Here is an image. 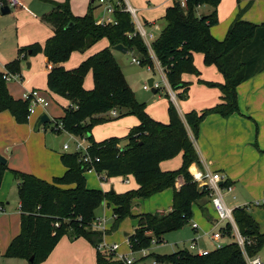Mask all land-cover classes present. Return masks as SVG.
Listing matches in <instances>:
<instances>
[{
	"label": "trees",
	"instance_id": "16d2710c",
	"mask_svg": "<svg viewBox=\"0 0 264 264\" xmlns=\"http://www.w3.org/2000/svg\"><path fill=\"white\" fill-rule=\"evenodd\" d=\"M220 2L185 0L182 7L174 1L165 10L162 17L165 24L152 41L151 50L175 96L185 97L188 92L189 84L182 80L184 74H199L193 62L194 53L202 54L204 63L215 66L223 77L222 83L199 80L208 87L219 89L221 96L218 104L200 112L190 111L182 119L170 101L167 123L151 118L145 104L136 101L110 50L112 46L122 45L133 54L135 52L140 66L153 68V59L135 30L130 13L124 10L125 4L115 7L112 22L107 24L95 21L92 8L84 16H74L68 0L55 3L53 10L41 17L42 22L51 27L52 36L42 45L36 43L19 49L18 55L27 59L41 53L52 65L47 74V90L70 104L64 109L63 117L55 121L62 124V131L57 133L83 137L90 143V155L99 159L93 164L97 174L105 173L109 178L132 176L138 187L123 194L87 188L84 174L89 167L81 163L80 154L76 152L60 156L65 172L50 182L11 170L14 180L18 182L20 231L10 242L4 257L39 264L48 257L60 238L67 236L70 241L84 238L96 248V264H121L113 261L109 255H103L97 248L102 243L103 235L116 231L126 218L137 220L134 233L127 237L133 252L149 249L153 239L161 243L164 235L188 224L192 205L204 197L208 198V192L198 187L189 172L190 166L198 164L199 160L192 139L197 137L200 124L207 116L216 114L228 118L236 114L237 86L264 68V24L245 22L238 14L222 41L211 35L210 28L217 24ZM204 5L211 11L197 16L196 10ZM101 39L107 40L108 48L88 57L72 70H65L61 66L72 52H84ZM19 60L17 57L4 66V72H0V113L7 111L16 123L25 124L28 122V103L14 99L2 78L5 73L20 76ZM88 72H91L93 79L90 90L83 87ZM165 96L169 98V94ZM112 110H119L113 118L132 115L137 118L138 125L130 128L123 138L95 142L88 135L91 129L109 121L95 116ZM254 147L264 153L256 144ZM178 154L182 159L178 169L160 170L161 162ZM7 170L6 164H0V185ZM191 171L197 172L194 168ZM178 178H182L184 184L177 190L175 183ZM167 189L173 190L169 213L132 216L133 200L150 198ZM102 203L112 207L113 222L107 232L92 228L95 211ZM232 216L240 235L250 242L245 245L246 254L256 256L264 248V234L259 232L258 224L244 207L234 208ZM54 223H58V227H53ZM221 232L223 236L230 237V225L226 224ZM151 255L167 264H247L235 242L214 249L205 256L188 250L163 256ZM30 258H33L32 262Z\"/></svg>",
	"mask_w": 264,
	"mask_h": 264
},
{
	"label": "crops",
	"instance_id": "0c3cea01",
	"mask_svg": "<svg viewBox=\"0 0 264 264\" xmlns=\"http://www.w3.org/2000/svg\"><path fill=\"white\" fill-rule=\"evenodd\" d=\"M19 1L21 5L10 9L8 14H1L0 12V72H4V66L6 64L17 59L19 49L36 43L42 45L49 37L52 36L53 31L51 27L42 22L41 17L51 12L55 3H63L65 0ZM68 1L70 10L76 17L84 16L89 8L93 9V14L96 12L95 8L98 7L103 9V7H101L98 3L97 6H95L93 3L96 1L94 0ZM251 2L252 6L249 11L255 9L257 18H250L248 17V14H246L247 16H242L241 19L254 25L264 24V0H253ZM127 4L129 7L134 9L136 13L138 12L137 9L139 8H134L131 5L130 0L127 1ZM204 6H201L196 10L197 16L205 15L210 12L202 11L201 9ZM106 15L104 14V16H101L99 19H94L98 24H107L111 22L112 19ZM144 23L146 27H153L156 25L154 20L148 22L144 21ZM228 28L229 27H227V30ZM224 32L225 31L222 32L220 30L214 33L211 30V35L218 41H222ZM149 33L153 34V32ZM157 37H154V40ZM97 44L100 45L95 50ZM108 47L109 44L107 40L101 39L84 52H72L69 59L72 56H75L73 63L71 65H67L69 64V62L67 63L69 60L68 59L66 62L62 63L61 66L65 70H72L82 63L85 58L87 59L88 57ZM110 50L114 59L115 54L125 55L118 51H114L112 47H110ZM76 53L78 55H75ZM127 53L133 54V52L129 50H127L126 54ZM40 55L42 56V64L44 69L42 72L45 75V83H47V74L52 68V65L47 62V59L43 56V54L40 53ZM154 62L153 68L149 69L153 71L156 68L160 72L164 81V85L167 89L166 93L169 94L168 84L163 69L159 66L156 60ZM31 67L32 63H29V67L26 69L29 71L31 70ZM35 73L37 72H33V74ZM88 74H91V72L86 74L83 81V87L86 90L93 88L92 74L90 75L91 79L89 80L86 78ZM185 75L186 74L182 76L183 82L191 84L184 79ZM213 75L214 78H212V80H207L208 78H206L202 81L216 83L223 82V77L219 72L214 73ZM30 78L32 79L33 75H28L25 82L24 77L21 74L20 81L6 85L9 94L14 99L18 100L21 98L22 93L35 89L30 83ZM158 89H160V87ZM158 89H155L154 93H157ZM189 89L190 86H188V92ZM41 92L43 96L45 95L44 97L47 96L50 98V100L55 101V103L58 102L59 107H61L63 111L70 105L67 100L49 92L48 90ZM188 92L186 96L188 95ZM236 93L238 102V112L236 114H233L228 118H222L216 114L209 115L200 124L197 137L192 139V135L190 134V138L193 141L199 160L198 164L194 163L190 166L189 171L192 172L191 169L194 168L196 171L199 169L201 171L208 170L211 172L220 173L225 180L222 182V184L225 185L224 183L227 182V184L232 187L231 193L227 194L224 192L223 195H229L231 196L232 200H237V202L234 203L232 207L229 206V203H226V205L231 209L244 207L246 209V213L250 215L256 223H258L260 233L264 234V222H262V219L258 216V212H261L264 215V212L261 211V208L264 209V153H260L254 147V144H256L260 150H264V68L246 81L239 84L236 88ZM220 96V92L218 93V91L215 89H201L199 100L200 110L208 109L218 104L220 101ZM175 99L176 96L174 94V99L172 100L174 101ZM48 107L49 103L47 108ZM46 109L45 113L50 119V114L48 111H46ZM178 109V114L182 119L184 114L194 111H189L188 109L182 110V108ZM146 112L151 118L159 121L158 118L152 116L150 113H148V111ZM63 114H61V116ZM116 114H118V111H116ZM38 115L30 118V120L25 124H18L14 121L9 112L4 111L0 113V155L4 157L8 167V170L5 171L2 177V182L0 185V207L2 208L0 215L2 214L4 217L12 215L13 222L15 223L12 224V227L9 226L6 231V242L0 237V260L3 258L6 245L9 246L12 239L15 238L20 231L18 196L17 200L15 201V205L12 207L10 204V195L13 191L11 188L13 185H15L17 195L18 182L14 180L10 171L14 170L22 173L32 174L44 181L50 182L53 178L60 177L65 172V168L60 161V156L64 154L62 152L63 145L68 144L71 149L68 151H72L73 138L71 135L66 133L69 139L72 138V142L64 141L61 148L59 145H55L50 139H47L45 133L43 135L39 133L42 127H40L37 132L33 131V125ZM61 116L55 117L60 118ZM109 116H111V114H106V116L103 114L98 117H108L106 119L111 120ZM162 121L163 120L159 122L167 123ZM138 123L139 122L137 121V124L134 126L138 125ZM129 130L127 131V134ZM104 140L106 139L94 141L102 142ZM165 162L166 161H163L159 164L161 171H173L170 169L176 167L174 166L175 164L171 165ZM84 176H94L96 179H98V176L95 173H86ZM126 177L128 179V183H122L123 185H129L130 182L134 183L135 180L132 176ZM98 182L102 192H108L112 190V192L115 193L113 186H110L109 188H103L104 182L99 180ZM183 184L184 180L182 178H178L175 183V189L178 190ZM137 187L138 185L136 184L129 189L134 190ZM88 188L91 187L88 185ZM153 196L159 198L155 203L160 206L155 210V213L167 214L171 211L173 196L172 189L164 190ZM142 200L143 199L133 200L131 208L132 216L135 217L140 214H145L142 212ZM257 200L261 202L258 206H255L254 201ZM102 206L104 210L110 209L111 212L110 206H107L105 203H102ZM112 217L113 215L111 213L109 220H113ZM102 219L104 220V231H108L111 227L112 221L110 220L111 223H109L106 217H103ZM126 219H128V230L123 233L124 240L121 238L122 241H117L115 238H113L111 233L104 236L103 242L108 246L117 244V253L123 254L127 258H134L133 264H136L137 262L138 264H143L145 261L150 259L149 255H151V253L153 254V252H151L150 249H147L138 253H133L128 245L127 237L134 233L137 220L134 218ZM9 223L10 221L5 222L6 225ZM192 224H196L197 227L193 228ZM188 225L192 234H190V236L193 237L190 243L195 241L199 247L208 251L215 249L216 242L213 241L211 236L213 233L220 231L224 225L218 223L217 215L211 205L209 198L204 197L199 202L192 205L191 222ZM232 242H234L232 235L230 237L222 236L219 244L226 245ZM209 245H212L213 247L209 249ZM263 251L264 249H262L257 254V257H259L264 264ZM96 252V248L92 247L84 238H78L76 240L70 241L67 236H62L48 257L39 264H96ZM118 262L124 264L122 261Z\"/></svg>",
	"mask_w": 264,
	"mask_h": 264
},
{
	"label": "rangeland",
	"instance_id": "374dc122",
	"mask_svg": "<svg viewBox=\"0 0 264 264\" xmlns=\"http://www.w3.org/2000/svg\"><path fill=\"white\" fill-rule=\"evenodd\" d=\"M120 1H121V3H120ZM127 1L128 0H119V3H120L119 7H121L122 4H125V6L127 7L128 6ZM174 1H177L182 7H184V5H185V0H130L131 5L134 8H139V9H137L138 12L136 14L138 20L140 21V23L142 25H144V28H145L147 33L153 32L154 37H157L159 35L161 29L163 28L165 23L162 20V16H164L165 10L167 9V7L171 6ZM251 1H253V0H221L219 6L217 8V24L210 28V33H211V30L214 33L217 31H220V30L222 32L223 31L227 32L226 31L227 27H229V25L233 22V20L236 18V16L238 14L240 15V18L242 16H247L246 14H248V17H250V18H257L255 9L249 11L251 9V6H252ZM93 4L95 6H97V1L94 2ZM9 8L12 9L11 7H9ZM95 9H96V12L93 14L95 19H99L101 16H104V14L106 15V13L104 12V10L102 8L97 7ZM201 10L204 12L205 11L206 12L211 11L209 9V7L206 5L204 7H202ZM106 16L109 17L110 19H112V15L107 14ZM153 20H154L156 25H154L153 27H151V26L146 27L145 26L144 21L148 22V21H153ZM11 32H14V31H11ZM225 32H224L222 39H224V37L226 35ZM99 45L100 44H97L95 50L97 49V47ZM149 54H150V51H149ZM75 55H78V54L76 53ZM17 56H18V59H20L19 60L20 76L22 74V76L24 77V81L26 82V77L28 75H33V78H32L33 80L30 78V83H31L32 87H34L36 90L46 91L47 90L46 89L47 84L45 83V75L42 72L44 70L43 64H42V56L40 54H38L37 56L35 55V57H27V59H22L21 58L22 56L18 55V54H17ZM74 57L75 56H72L67 61V63L69 62V64H67V65H71L73 63ZM134 57H135V59L138 60L137 56H135V52H134V54L127 53L125 55L115 54V60H116L117 64L119 65L127 84L131 88L136 101L139 103H144L146 111H148V113H150L152 116L158 118L159 121L163 120L164 122H168V114H167V108L168 107L167 106H168L170 101L175 106L177 112L179 110L178 108H182V110L188 109L189 111L194 110L196 112H200V111H202V110H200V102H199L200 90L201 89H209V90L215 89L218 91V93L220 92L219 89L216 87H208L207 85L199 82V80L202 81L206 78H208L207 80H212V78H214L213 74L218 72L215 66L206 65L204 63L202 54H200V53H194L193 54V62H194L196 69L198 70L199 74L198 75L197 74H186L184 76V79L191 83V84H189L190 89H189L188 95L185 97L178 96V97H176V99L174 101L172 100L169 91H168L169 98H167L165 96V94H167L166 93L167 89H166V86L164 85V81H163V78H162V75L160 74V72L156 68H155V70L151 71L147 66H140V64L137 65V64L133 63L132 59ZM150 57H151V54H150ZM154 59H153V65L155 63ZM27 63H32L31 70H29V71L26 69ZM35 71L37 73L33 74V72H35ZM90 75L91 74H88L86 77L88 80L91 79ZM149 79H153V81L158 82V84H160V89H158L157 93H153L151 91V88H149V86H148V80ZM20 80L21 79H18L16 81H20ZM31 80H32V82H31ZM16 81L13 80L9 83H6V85L11 84V83L16 82ZM211 83H216V82H211ZM92 85H93V79H92ZM144 85H146L149 89L144 90L143 89ZM155 89H157V88H155ZM170 91H171V89H170ZM171 92H173V91H171ZM174 94H176V93H174ZM46 100L49 103V107L46 109V111H48V113L50 114V122L47 123L46 125H43L39 133H41L42 135L45 133V136L47 139H50L51 141H53V143L55 145H59L62 148V144L64 141L72 142V140L69 139V137L66 135V133L61 132L58 134L57 132L52 131V128L54 127L55 121L59 119L57 117L61 116V114H63L64 111L61 107H59L58 102L55 103V101L50 100V98H48L47 96H46ZM183 112H185V111H183ZM103 114L105 116H106V114L110 115L111 111H109L107 113L99 114L95 117H98V116L103 115ZM63 115L60 118H62ZM55 116H57V117H55ZM109 117L111 120L103 122V123L98 124V125H95L91 129V131L88 135L92 136L93 140L109 139L110 137L111 138H114V137L115 138H123V136H125L127 134V131L129 130V128H131L132 126L137 124V121H138L137 118L135 116H132V115L122 116V117H118V118H113L111 116H109ZM106 118H108V117H106ZM122 145H123V143H122ZM62 152L67 153V152H71V151H63L62 150ZM165 163H168L171 165L175 164L174 166H176V167H174L173 169H170V170L178 169L181 165V154H178L176 157H174L168 161L166 160ZM190 174H191V172H190ZM99 177H101L102 179H100ZM99 177H98V179H96L94 176H86L85 177V180H87L86 187L88 188V185H89L91 187L89 189L100 190L101 187H100L99 182H98V180H99L101 182H104L103 188H109L110 186H113L115 194H123V193L127 192L126 191L127 189H129L130 187H133L137 184L134 181V183L130 182L129 185H123L122 183H124V180L126 177L109 178L104 173H100ZM11 189H13V191L10 195V204L13 207L16 203L15 201L17 200L15 185H13V187ZM130 190L131 189H129L128 191H130ZM151 197L142 200L143 201L142 202V212L143 213L155 214V210L160 207L159 205H157L155 203L156 201H158L159 198H156L155 196H153L152 198ZM223 199H224L225 203H229V206H231V207L234 203L237 202V200H232L231 196L226 195V194L223 195ZM110 208H111V212H110V209L104 210L103 206L101 204L95 211V218L98 219V218L106 217V219L109 221V223H111V221L113 222V220H111V219H110L111 221L109 220L110 215L112 213V207H110ZM261 211L264 212V209L261 208ZM258 216L262 219V222H264V215L261 212H258ZM127 220L128 219L124 220L119 225V227L116 231L111 232L113 238H115L119 242L124 240V234L123 233L126 230H128ZM7 221H10V223L6 225L5 222H7ZM190 222H191V220L188 222V224ZM12 224H15L13 222L12 215H8L6 217H4L2 214L0 215V237L5 242L7 239V232L6 231H7L9 226L12 227ZM188 224L186 226H184L183 229H179V230H176L173 232H169L166 235H164L161 243L160 242L158 243L156 241V239H153L151 246L149 247L151 252H153V255L163 256V255H169V254L175 253L176 251L183 250V249L188 250L189 243L193 239V237L190 236L191 230H190ZM120 226L123 229H121ZM263 227H264V225H263ZM92 228L99 230V229L95 228L94 226H92ZM99 231L104 232L103 230H99ZM105 232H107V231H105ZM259 232H260V228H259ZM111 233H107V234H111ZM107 234H105V235H107ZM105 235H103V238ZM121 238H122V240H121ZM7 246L8 245H6V248L4 250V254L6 252ZM212 247H213L212 245L211 246L209 245L208 248L211 249ZM138 252H140V251H138ZM103 255L106 256L108 254H103ZM149 256H150L149 260H153V259L156 260V258L154 256H152V255H149ZM110 257L114 261L112 256H110ZM107 258H109V257H107ZM112 260H110V261H112ZM160 263L161 264H167V262H165V261H163V262L160 261ZM0 264H27V263L24 259H21V258H8V257L3 256V258H1V260H0ZM136 264H138V262Z\"/></svg>",
	"mask_w": 264,
	"mask_h": 264
},
{
	"label": "built area",
	"instance_id": "2783aa9c",
	"mask_svg": "<svg viewBox=\"0 0 264 264\" xmlns=\"http://www.w3.org/2000/svg\"><path fill=\"white\" fill-rule=\"evenodd\" d=\"M97 1V3L103 7V10L106 14L112 15L114 12V9L116 6H119V0H94ZM20 1L19 0H0V8L3 6H8L11 8H15L20 6ZM125 11L129 12L132 18V22L135 26V30L139 34V36L142 38L144 44L150 51L151 57L154 59V56L152 54L151 50V43L154 40V35L152 33H147L146 30L144 29V26L140 23L136 16V11L132 9L131 7L127 6ZM112 22V21H111ZM109 22V23H111ZM23 57V55H22ZM21 57V58H22ZM132 62L139 65V60L133 58ZM3 80L6 83H9L13 80H18L21 79V77L17 74H10V73H5L2 75ZM160 85L153 81L152 88H159ZM150 88V87H149ZM146 85L143 86L144 90L149 89ZM168 91L170 93V96L172 99H174V93L170 91L168 87ZM21 100L25 101L28 103V110H27V121L30 120L33 116H36L42 112H45V109L48 106V102L46 100V97L42 95V92L40 90L32 89L30 91H26L21 94ZM111 116L116 117V111L112 110L111 111ZM52 131L57 132V131H62V124L61 123H55L54 127L52 128ZM65 133V132H64ZM68 134V133H67ZM70 135V134H69ZM72 136V135H71ZM73 138V147L71 152H76L80 154L79 160L81 163L85 166L89 167V170L87 173H95L98 177L100 174H97L93 170V164L99 162V159L97 157H92L89 153V147L90 143L83 137H74ZM71 138V139H72ZM63 150L68 151L70 150V147L68 144L63 145ZM192 179L195 183H197L199 188H203L208 192V198L211 202V205L217 215L218 218V223L223 224L224 226L226 224L230 225L231 228V235L234 238V242L240 247L243 256L245 258V261L247 264H263L262 261L260 260L259 257L256 256H248L245 252V245L249 244V240L242 237L234 223L233 216H232V211L233 209L229 208L224 199H223V192L229 194L232 192V187L228 184L223 185L222 182L225 181L224 178L220 173L216 172H211V171H201L197 169V172L193 173L191 172ZM101 179V177H99ZM124 183H128L127 177L124 180ZM264 201V198H263ZM261 201L257 200L254 201V205L258 206ZM2 212V208L0 207V213ZM104 220L102 218H98L94 220L93 226L99 230L104 231ZM222 227V229L224 228ZM53 227H58V223H54ZM193 228H196V224H192ZM222 232L221 229L220 231H217L212 234L211 238L213 241L216 242L215 249L220 248L223 246L222 244H219V241L222 237ZM153 241V240H152ZM98 251H100L102 254H108L109 256H112V258L115 261H122L124 264H133L134 263V258L132 257H125L123 254L117 253L118 245L117 244H112L111 246H108L105 244L103 241L98 245ZM188 251L190 253L196 254L198 256H205L207 255L210 251L205 250L197 245L195 241H192L189 244ZM143 264H161L157 260H147Z\"/></svg>",
	"mask_w": 264,
	"mask_h": 264
},
{
	"label": "water",
	"instance_id": "95a60500",
	"mask_svg": "<svg viewBox=\"0 0 264 264\" xmlns=\"http://www.w3.org/2000/svg\"><path fill=\"white\" fill-rule=\"evenodd\" d=\"M0 12H1V14H8L10 12V8L8 6H3L0 8ZM112 49L114 51H118V52L123 53V54H126V52H127V49L125 47H123L122 45L112 46ZM26 66L29 67V63H27ZM152 84H153V79H149L148 80V86L151 88V91L154 93L155 89L152 88ZM49 122H50V119L47 116V114L45 112L40 113L34 122L33 131L37 132L40 127H42L43 125H45ZM0 164H2V165L6 164V160L2 156H0ZM111 192H112V190H111ZM32 260H33V258L29 259L30 262H32Z\"/></svg>",
	"mask_w": 264,
	"mask_h": 264
}]
</instances>
